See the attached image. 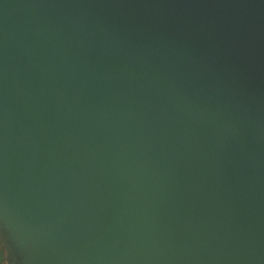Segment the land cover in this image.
Instances as JSON below:
<instances>
[{"label": "water", "instance_id": "obj_1", "mask_svg": "<svg viewBox=\"0 0 264 264\" xmlns=\"http://www.w3.org/2000/svg\"><path fill=\"white\" fill-rule=\"evenodd\" d=\"M4 264H264V0H0Z\"/></svg>", "mask_w": 264, "mask_h": 264}, {"label": "trees", "instance_id": "obj_2", "mask_svg": "<svg viewBox=\"0 0 264 264\" xmlns=\"http://www.w3.org/2000/svg\"><path fill=\"white\" fill-rule=\"evenodd\" d=\"M5 249L0 241V264H4Z\"/></svg>", "mask_w": 264, "mask_h": 264}]
</instances>
